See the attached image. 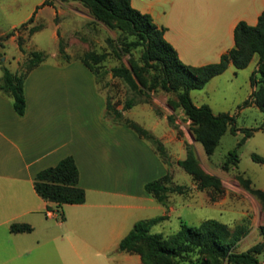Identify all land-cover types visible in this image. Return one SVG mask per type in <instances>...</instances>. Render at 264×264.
<instances>
[{
    "label": "crops",
    "instance_id": "0c3cea01",
    "mask_svg": "<svg viewBox=\"0 0 264 264\" xmlns=\"http://www.w3.org/2000/svg\"><path fill=\"white\" fill-rule=\"evenodd\" d=\"M43 1H36L25 19L33 16L28 27L40 26L29 35L22 33L26 37V51L36 49L46 53L26 75L25 112L18 114L12 97L0 89V264H142L138 253L122 251L118 244L137 219L169 213L165 204L144 188L146 181L170 171L169 164L149 140L103 117L106 92L81 60V52L72 53L66 44L68 58L60 54L59 42L70 35L71 20L79 14L89 19L92 16L80 8L83 5L78 1ZM130 3L148 12L157 26L164 27L163 35L179 58L192 65L218 61L234 45L236 23L245 20L255 24L264 9V0H130ZM68 14L71 16L68 20L60 19ZM16 26L13 23L12 29ZM40 32L50 42L48 51L36 41L27 43ZM5 33L0 30V35ZM9 39L17 48L11 60L5 54ZM3 42L0 78L2 63L17 71L27 56L19 49L16 34ZM256 62L254 55L243 68L229 63L223 72L196 88L202 92L191 89L194 103H208L212 108L214 83L222 77L234 82L242 75L244 91L232 101L239 104L252 91L249 76ZM221 111L235 116H248L254 111L264 121V113L254 103L235 112ZM165 117L145 127L161 139L168 154L178 151L176 160L183 158L184 138L168 127ZM68 154L77 163L78 183L85 189L86 197L81 203L56 206L36 192L34 177L38 170L56 164ZM65 204L78 208L68 211ZM169 208L170 212L175 210L173 206ZM149 211L156 213L141 215ZM13 222L29 224L31 229L12 231Z\"/></svg>",
    "mask_w": 264,
    "mask_h": 264
},
{
    "label": "trees",
    "instance_id": "16d2710c",
    "mask_svg": "<svg viewBox=\"0 0 264 264\" xmlns=\"http://www.w3.org/2000/svg\"><path fill=\"white\" fill-rule=\"evenodd\" d=\"M68 1V0H62ZM85 6L94 19L110 28L119 30L117 42L109 41L111 50L118 57L128 55L127 64L111 66V77L118 78L125 86V98L122 108H119L106 94V105L103 117L111 123L124 125L134 130L140 137L149 140L161 158L169 164V154L159 137L134 119L126 116L124 110L136 103L146 102L154 91L164 90L174 92L176 101L174 107H181L187 119L190 120L189 130L193 138L199 141L205 153L211 155L218 145L221 136L227 129L236 133L238 129L243 135L236 146L230 150L222 162L223 168L232 163L237 165L239 155L237 147L252 135L263 124L256 127H237L235 114L228 111L214 112L208 103L195 104L190 91L201 88L213 76L223 72L229 63L236 68L247 66L254 55L257 56L255 68L250 73L252 91L247 98L238 104L239 108L254 103L264 113V9L258 15L255 24L239 20L234 27V45L223 52L218 61L201 65L183 62L173 45L163 35L164 27H159L148 12H143L131 5L130 0H77ZM44 0L42 3H49ZM30 16L20 25L32 21ZM40 25H33V32ZM18 26L0 35V56L4 55V40L14 34ZM17 44L27 56L21 68L12 71L2 63L0 89L12 97L13 107L18 114L26 109L24 81L28 72L40 63L46 56L41 50L24 48L25 38L17 35ZM139 51L135 56L134 50ZM60 54L68 58L62 42H59ZM108 54L93 49L80 55L83 63L94 73L96 81L100 82L98 63ZM108 85L104 81L103 87ZM170 125H179L172 113L167 114ZM251 157L257 162L264 163V156L252 152ZM176 162L196 181L199 188L211 187L212 199H216L223 191L221 178L202 169L193 145L185 143V156ZM79 169L74 157L70 154L63 156L54 165L38 170L34 177V188L45 200L52 201L56 206L64 203H81L85 201V189L79 185ZM242 186L251 193L261 204L264 213V189L256 187L248 177H239ZM146 192L157 201L166 205L170 193H184L189 186L175 182L169 171L145 182ZM166 218L159 214L137 219L129 231L120 239L118 247L125 252L138 253L142 264H262L258 254L264 252V221L259 225L261 240L256 241L244 250H236V244L245 236L250 227L241 223L231 229L227 223L216 218H205L198 224L192 225L184 220L179 228L164 235L159 231H151V226ZM12 231L31 229L29 224L13 222ZM197 256L193 258L191 253Z\"/></svg>",
    "mask_w": 264,
    "mask_h": 264
},
{
    "label": "rangeland",
    "instance_id": "374dc122",
    "mask_svg": "<svg viewBox=\"0 0 264 264\" xmlns=\"http://www.w3.org/2000/svg\"><path fill=\"white\" fill-rule=\"evenodd\" d=\"M36 1L38 0H0V30L6 31L7 33L12 30V24L15 23L18 25L17 29L14 30L16 38L18 34H31L32 32H29L31 26L28 27L29 22L24 25L20 24L32 12ZM69 1L71 0L64 2ZM80 8L87 14H90L85 7L80 6ZM67 10L69 9L67 8ZM69 12L74 11L69 10ZM90 16L92 15L90 14ZM69 17H71L69 14L66 16L62 15L60 19L68 20ZM75 17L76 18L71 20V24L69 25L70 35L67 40L62 39L63 46L69 44L72 53L81 52V55L89 49L98 52H108L106 57L97 65L100 77L98 85L106 94L108 93L111 96V100L119 108H122L125 98V86L118 78L111 77L110 71H108L113 65H119L120 63L127 64L128 55L118 57L112 52L109 43V41L114 43L117 42L119 30L108 27L104 23L94 19L93 16V19H89V17L80 14ZM24 38L26 39V37ZM33 41L39 43L46 51L51 49L50 42L44 33H37L31 37L27 43L31 45L34 43ZM5 54L9 56L10 60L12 59V55L17 54L15 42L11 39L7 41ZM134 54L138 56L139 51L135 49ZM104 81L108 82L106 87H103ZM214 84L211 90V93L213 92L215 96L214 99H212L213 110L221 111L228 109L230 112H235L239 106L232 101H236V95L238 93L242 94L244 91L243 76L240 75L234 82H231L226 77H222ZM234 87L236 88L235 91ZM200 90L202 89L195 88L192 91L197 92ZM224 95L225 98H223ZM174 101H176L174 92L157 90L151 94L148 101L134 105L131 110L126 113V116L148 127L157 118H162L164 115L167 116V114L172 113L179 127H172L167 117H165L168 127H172L178 137L184 138V149L185 143L188 142L187 139L190 140L200 166L204 171L216 174L221 178L224 191L217 196L216 199H212L211 194L213 193V189L211 187L199 188L191 174L187 173L176 162V156L180 155V153L176 151L173 155L169 154V172L173 180L178 183L186 184L189 188L184 193L172 192L169 194L165 205L166 211L169 213L165 214L166 218L153 224L151 226V231H159L167 235L179 228L181 220L195 225L201 220L209 217L227 223L231 229L237 224L243 223L251 229L238 241L235 249L244 250L256 241L262 239L259 232V225L264 221V213L261 209V204L242 186L239 177H248L251 179L254 186L264 189V163L257 162L251 157L252 152L264 156L263 119L258 113H254V111L248 116L236 115V124L240 125V127H256L261 124H263V126L262 128L256 129L243 144L237 147V153L239 155L237 165L230 163L229 167L225 169L222 167V162L225 160L228 152L236 146L238 139L243 135V131L240 130L233 133L227 129L221 136L214 152L211 155H207L202 144L196 141L190 133V120L186 118L181 107H174L172 105ZM199 147H201L200 152L197 151ZM64 206L68 211H73L75 208H78L71 204H65ZM170 206L175 207L173 212H170L172 211L169 208ZM153 213L156 212H143L141 215H150ZM191 256L195 258L197 254L192 252ZM258 258L264 261V252L258 254ZM223 264L230 263L224 261Z\"/></svg>",
    "mask_w": 264,
    "mask_h": 264
}]
</instances>
